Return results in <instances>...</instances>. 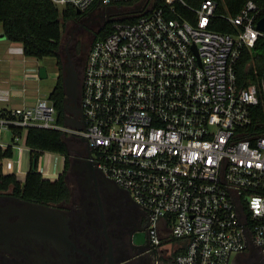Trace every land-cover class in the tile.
Wrapping results in <instances>:
<instances>
[{"label": "built area", "instance_id": "1", "mask_svg": "<svg viewBox=\"0 0 264 264\" xmlns=\"http://www.w3.org/2000/svg\"><path fill=\"white\" fill-rule=\"evenodd\" d=\"M51 2L81 13L95 5L141 13L115 20L94 43L81 83V128L60 124L54 102L41 97L0 111V129L85 139L97 169L148 211L153 264L264 257V74L259 86L240 88L236 73L244 51L264 38V0H247L236 16L217 14L219 3L205 0L191 8L194 21L177 11L184 0ZM217 15L231 33L211 28ZM21 140L13 148L21 150Z\"/></svg>", "mask_w": 264, "mask_h": 264}, {"label": "flooded vegetation", "instance_id": "2", "mask_svg": "<svg viewBox=\"0 0 264 264\" xmlns=\"http://www.w3.org/2000/svg\"><path fill=\"white\" fill-rule=\"evenodd\" d=\"M131 11L101 7L96 12L92 7L85 12L89 18L79 14L68 42H62L63 68L71 67L80 75V95L71 104L76 120L82 116L81 83L94 43L112 22L130 16ZM74 142L70 161L83 171H67L70 200L44 205L51 212L38 222L41 225L32 223L27 230H19L20 216L10 213L25 200L0 193V264H153L156 254L149 237L148 211L127 191L105 181L100 173H92L86 162L93 158L91 147L81 138ZM170 252V258L174 257L176 252ZM236 264H264V257L257 255L249 261L240 256Z\"/></svg>", "mask_w": 264, "mask_h": 264}, {"label": "trees", "instance_id": "3", "mask_svg": "<svg viewBox=\"0 0 264 264\" xmlns=\"http://www.w3.org/2000/svg\"><path fill=\"white\" fill-rule=\"evenodd\" d=\"M186 5H178L179 15L191 21L195 20L193 9L200 8L205 0H184ZM219 3L217 14L228 12L236 16L247 0H216ZM127 3L125 5H130ZM156 6L162 5V0H155ZM77 10L71 6L65 9L57 8L51 0H0V24L7 40L21 43L24 54L39 60L55 57L60 70H64L61 56V46L66 24L78 19ZM137 18H125V22H134ZM112 22L99 39H103L112 32ZM211 28L220 33H231L234 30L232 24L217 15ZM238 85L247 88L250 85H260L264 74V38L251 50H245L242 58L236 66ZM49 98L54 102L58 111L60 124L65 123V99L64 75L58 76L56 86ZM6 113V111H1ZM14 138L25 135V144L30 150L31 161L37 159L46 152L59 154L65 157L63 173L55 181L43 177L39 166L31 168L24 182L18 180L15 174L5 173L3 161L11 159L15 155L13 145L6 148L0 146V193H8L25 201L43 205H52L70 200L71 191L66 180V173L70 165V145L65 139L66 135L61 131L29 128L26 131L21 128H13Z\"/></svg>", "mask_w": 264, "mask_h": 264}, {"label": "crops", "instance_id": "4", "mask_svg": "<svg viewBox=\"0 0 264 264\" xmlns=\"http://www.w3.org/2000/svg\"><path fill=\"white\" fill-rule=\"evenodd\" d=\"M0 35L2 37L4 36L2 25L0 26ZM1 36L0 111H10L22 106H32L41 98V96H39L40 89L36 86L39 78V73L37 71L41 67L39 59L26 56L21 43L11 42ZM13 137L14 134L12 131L0 129V144L4 146L13 145ZM22 138L25 139V135H23ZM19 145L22 149L17 150L14 148V157L4 160L2 165L5 173L15 174L19 181L24 182L33 163L31 161L29 148L26 145H22L21 141ZM52 154L53 153L46 152L39 159L40 163L42 157L44 158L45 155L48 156L47 166L49 165V171L43 170V162L42 167H39V171L43 176L45 173L47 179L55 181L62 173H57L56 170L58 154H55L54 157Z\"/></svg>", "mask_w": 264, "mask_h": 264}, {"label": "water", "instance_id": "5", "mask_svg": "<svg viewBox=\"0 0 264 264\" xmlns=\"http://www.w3.org/2000/svg\"><path fill=\"white\" fill-rule=\"evenodd\" d=\"M134 14L141 13V8L137 7L132 11ZM78 14H81L80 10H77ZM259 28L264 31V19H262L259 22ZM5 37V36H3ZM2 37V38H3ZM39 76L41 79L47 77V71L45 68H41L39 70ZM64 88L66 93V99H65V124L72 127H78L81 128L82 123H78L77 120L74 118V115H72L71 111V104L76 103L77 99L80 95V75L79 73L74 70L71 67H65L64 68ZM83 141L87 142L85 139H82ZM92 158L88 159L86 162L91 164V168L89 169L92 173L96 175V173H100L105 181L112 182L109 180L103 173H101L95 163L91 160ZM75 160H78V158H75ZM38 161L37 159L33 160L32 168L35 169L37 167ZM75 171H83V169H80L77 164L73 165V172ZM114 185H116L114 182H112ZM117 186V185H116ZM118 187V186H117ZM17 200V199H16ZM23 203V206L20 208L14 207L11 210H13L10 214L11 215H17L20 216L19 221V230H27L26 227L29 224H34L40 222L42 220L43 216H46L48 212H51V209L49 207H46L41 204H35L28 201H21ZM10 209V208H9ZM8 214V216L10 215ZM49 215V214H48ZM45 232H48V229H44ZM49 234V232H48ZM64 241L68 240L66 239V236L63 238Z\"/></svg>", "mask_w": 264, "mask_h": 264}, {"label": "rangeland", "instance_id": "6", "mask_svg": "<svg viewBox=\"0 0 264 264\" xmlns=\"http://www.w3.org/2000/svg\"><path fill=\"white\" fill-rule=\"evenodd\" d=\"M101 7H98L97 5L93 6V8L96 10V12H99V8L101 9ZM96 14H98V13H96ZM82 18L83 19L89 18V14L88 13H84L82 15ZM74 26H75V24L73 22H69V23L66 24L65 32H64V35H63V41H64L65 44L68 42V40L70 38V32L72 31ZM61 56H62V61H63V65H64L66 63V56L63 53H61ZM39 64L41 66L40 69L41 68H45L46 69L47 77L41 79L39 74H38L39 78H38V82L36 83V86L40 89L39 96H41L43 98H48L50 93L53 91L54 87L56 86L59 74L61 72H63V75H64V70L63 71L60 70V67L58 66V61H57V59L55 57H48V58H44L42 60H39ZM39 70L37 71L38 73H39ZM65 139L67 140V142L69 143L70 146H73L75 144L74 139L70 135L66 136ZM21 144L22 145H26L24 138H22ZM52 155L54 157L55 153H53ZM47 157L48 156L45 155L44 158L42 157L43 159L41 158V161L39 163V167H42V162H43V170L49 171V165L47 166ZM57 157H58V161L56 162L57 173L58 172L63 173L62 171H64V167H65V157H63V156H61L59 154H58ZM52 161H53V159H52ZM71 172H73V163L70 161L68 174H70ZM49 178H51V177H49ZM69 180H70V184H71V179H69ZM176 242H177L176 240H174V241L173 240H168V244H171V245H175ZM236 256H237L236 254L232 255L230 264H233V262L235 261ZM157 257L159 259L161 258L160 257V253H158ZM252 258H254V256L248 257L246 259L250 261Z\"/></svg>", "mask_w": 264, "mask_h": 264}]
</instances>
